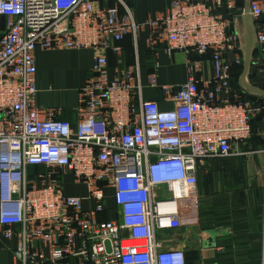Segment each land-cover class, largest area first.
Returning a JSON list of instances; mask_svg holds the SVG:
<instances>
[{"label": "built area", "instance_id": "2783aa9c", "mask_svg": "<svg viewBox=\"0 0 264 264\" xmlns=\"http://www.w3.org/2000/svg\"><path fill=\"white\" fill-rule=\"evenodd\" d=\"M247 9L257 38L253 75L264 81V8L249 0ZM243 12L232 0H171L147 22L144 83L142 26L124 0H0V227L17 241L19 264H186L182 250L162 251L157 234L181 228L185 211L196 209L204 162L245 155L236 148L264 110L232 86L242 65L233 18ZM83 49L93 62L73 124L35 106V51ZM159 51L185 55L182 85L157 84ZM145 89L171 107L145 99ZM66 177L84 197L65 194ZM109 201L115 218L100 220Z\"/></svg>", "mask_w": 264, "mask_h": 264}, {"label": "crops", "instance_id": "0c3cea01", "mask_svg": "<svg viewBox=\"0 0 264 264\" xmlns=\"http://www.w3.org/2000/svg\"><path fill=\"white\" fill-rule=\"evenodd\" d=\"M227 1V0H223ZM264 8V0H259ZM134 12L135 20L142 26L139 32V50L143 70V82L149 68L148 20L164 15L171 0H124ZM236 9H247L249 0H232ZM6 20L0 16V37ZM233 30L234 26H233ZM126 64L133 63L131 39L121 43ZM186 57L180 52L171 56L158 52L157 84L178 87L185 82ZM206 59V57H205ZM93 51L83 49L36 50L35 51V106L39 109L55 108L61 118L75 123V109L79 90L91 75ZM115 58L109 57V66L114 67ZM148 64V65H147ZM201 77L207 79L211 68L202 63ZM144 97L156 100L162 109L170 104L162 102L158 90L145 89ZM236 151L242 156L211 159L204 162L198 172L196 209L185 211V220L177 230L161 231L157 242L162 251L174 248L185 254L186 264H264V116L253 125L252 136ZM65 194L84 197L86 189L72 184L66 177ZM91 208L92 202H86ZM114 204L107 203L106 212L100 220H113ZM17 246L14 238L6 239L0 227V264H19L13 251ZM45 256L47 251L44 250ZM61 264H76L66 260Z\"/></svg>", "mask_w": 264, "mask_h": 264}, {"label": "water", "instance_id": "95a60500", "mask_svg": "<svg viewBox=\"0 0 264 264\" xmlns=\"http://www.w3.org/2000/svg\"><path fill=\"white\" fill-rule=\"evenodd\" d=\"M235 33L239 39V51L242 58V72L238 79V85L243 94L253 102L264 105V84L256 86L251 83L250 75L256 50V31L249 10L233 18Z\"/></svg>", "mask_w": 264, "mask_h": 264}, {"label": "trees", "instance_id": "16d2710c", "mask_svg": "<svg viewBox=\"0 0 264 264\" xmlns=\"http://www.w3.org/2000/svg\"><path fill=\"white\" fill-rule=\"evenodd\" d=\"M255 54H256V50H255ZM255 54H254V56H255ZM241 72H242V65L233 67L232 86L235 89H237L242 94L244 100H248L247 96L245 94H243V92L241 91V89L239 88V85H238V79H239V76H240ZM250 81H251L252 84H254L256 86H259L260 84H264V81L263 80L255 79V77L253 75V68L251 69ZM263 108H264V105H263ZM263 116H264V110H263L262 114H260L255 120H253L252 125H251V131H253V125H254V123L256 121L261 120V118Z\"/></svg>", "mask_w": 264, "mask_h": 264}, {"label": "rangeland", "instance_id": "374dc122", "mask_svg": "<svg viewBox=\"0 0 264 264\" xmlns=\"http://www.w3.org/2000/svg\"><path fill=\"white\" fill-rule=\"evenodd\" d=\"M239 15V14H238Z\"/></svg>", "mask_w": 264, "mask_h": 264}]
</instances>
